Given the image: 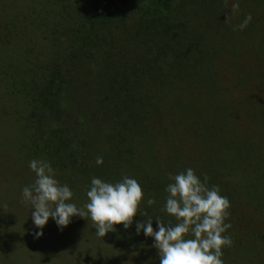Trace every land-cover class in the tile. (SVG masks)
Here are the masks:
<instances>
[{
  "label": "trees",
  "instance_id": "trees-1",
  "mask_svg": "<svg viewBox=\"0 0 264 264\" xmlns=\"http://www.w3.org/2000/svg\"><path fill=\"white\" fill-rule=\"evenodd\" d=\"M1 9L0 88L11 96L0 111L14 115L29 161L49 162L85 202L92 177L128 176L142 188L148 216L109 232L142 254L123 264H160L136 223H176L161 209L168 174L187 168L230 201L224 264H264V0H28ZM12 183L8 174L0 186Z\"/></svg>",
  "mask_w": 264,
  "mask_h": 264
},
{
  "label": "clouds",
  "instance_id": "clouds-1",
  "mask_svg": "<svg viewBox=\"0 0 264 264\" xmlns=\"http://www.w3.org/2000/svg\"><path fill=\"white\" fill-rule=\"evenodd\" d=\"M239 10V3L232 4L233 15ZM228 17L225 22H227ZM249 13L242 23L233 30H243L251 22ZM103 163L98 156L96 164ZM29 168L35 173L32 184L22 189V203H30L32 221L36 228L43 229L51 217L61 230L66 227L73 216L90 218L95 225V233L104 237L108 232L116 231L114 225L122 224L128 229L133 218L139 215L147 217L146 211H140L139 205L143 191L134 178L124 176L115 183L92 177L86 190L87 202L78 207L70 202L74 195L67 184H61L55 178L50 163L33 159ZM165 192V204L161 211L175 218L176 223H165L159 216L155 217L156 229L152 226V217L136 223V233L152 237L153 248L157 250L160 264H224L223 247H230L232 239L223 235L231 224L225 223L230 213V201L220 194L218 186H208V177L203 180L192 168L177 174H168ZM156 201L147 200L152 206ZM42 231L34 233L40 238Z\"/></svg>",
  "mask_w": 264,
  "mask_h": 264
},
{
  "label": "rangeland",
  "instance_id": "rangeland-1",
  "mask_svg": "<svg viewBox=\"0 0 264 264\" xmlns=\"http://www.w3.org/2000/svg\"><path fill=\"white\" fill-rule=\"evenodd\" d=\"M0 2L10 9L13 5L27 4L28 0ZM2 13H7V9L0 10V25ZM4 54L1 50V64ZM14 54V50L10 52L11 56ZM8 95L2 94L0 88V100L7 102ZM10 100L13 109L16 100L14 97ZM10 115L14 118L13 114L0 111V181L8 174L13 181L9 190L8 186L6 189L0 186V264H123L128 259H138L142 254L137 253L122 235L108 232L102 238L97 236L90 218L73 216L61 230L50 217L43 229L36 228L31 218L34 209L30 203H22L21 194L24 186L34 182L35 173L29 168L28 156L20 148V134ZM238 118H242L239 113ZM73 193L70 202L83 207L86 202L79 197L78 187ZM38 231L43 235L37 239L34 233Z\"/></svg>",
  "mask_w": 264,
  "mask_h": 264
}]
</instances>
